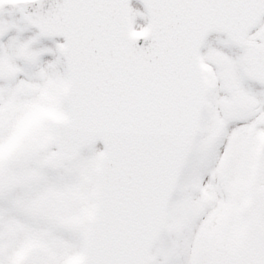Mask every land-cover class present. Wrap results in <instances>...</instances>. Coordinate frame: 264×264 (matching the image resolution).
Here are the masks:
<instances>
[{
  "label": "snow or ice",
  "instance_id": "6c2138e0",
  "mask_svg": "<svg viewBox=\"0 0 264 264\" xmlns=\"http://www.w3.org/2000/svg\"><path fill=\"white\" fill-rule=\"evenodd\" d=\"M0 264H264V0H0Z\"/></svg>",
  "mask_w": 264,
  "mask_h": 264
}]
</instances>
